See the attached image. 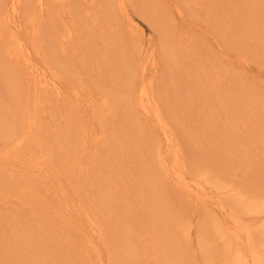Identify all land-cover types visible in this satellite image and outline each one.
<instances>
[{
  "label": "rangeland",
  "instance_id": "1",
  "mask_svg": "<svg viewBox=\"0 0 264 264\" xmlns=\"http://www.w3.org/2000/svg\"><path fill=\"white\" fill-rule=\"evenodd\" d=\"M192 1V6L191 1L188 6L186 5L188 0H125V12L117 10V14L110 15L108 19L105 15L100 16L103 13L101 8L99 14H95L97 20L99 15L102 23L100 25L99 22L95 23L101 29H97L99 34L97 32L94 34L100 36V32L104 31L103 36L106 35L109 38L108 42H111L106 44V48L110 51H113V46L121 47L116 41L117 38L120 44L124 41V49L130 55L136 53L134 39L140 43L136 47H141L142 44V47L145 45L144 48L150 40L159 41L160 30L155 27V22L159 23L165 13L172 23L170 34L174 32V28L176 29L178 35L175 36L176 41L184 40V47L190 50L195 47L194 51H179L180 64L184 63V65H180L179 69H177L178 65H173L175 72L165 77L164 86L159 84L165 94L161 93L163 90L160 91L158 102L164 111V117L178 133L176 135L179 152L183 160L181 164L175 165L172 170L174 166L172 159L170 158L168 166L162 155L158 154V145L164 144V134L160 129L155 128L158 125L146 121L143 116L145 113L139 107L135 106L132 109V107L112 106L113 100L110 99L113 93L112 87L120 78L119 72L124 70L123 67L126 65L124 60L109 58L111 59L109 63L97 62L101 60L99 55L105 54L106 48L103 43L102 46L100 45L102 48L100 54H97L99 57L94 62L93 52L88 54L86 49H78L80 54L87 52L88 56L83 60L75 58L77 62L74 66L75 72L80 74L71 77L70 74H73L71 72L70 78L67 77L65 83L61 84V95L65 94L60 95L63 102L60 109H56L60 112L56 110L54 112L55 108L51 104L47 108L45 106L46 114H49L39 123L42 129L46 128L41 124L45 121L51 122L52 125L57 123L60 128L62 127L64 138L69 131L71 134L69 138H73L72 135L75 136L76 132L74 129L69 130L70 125H73L72 117L84 115L91 118L92 125L88 124L89 137L84 139L86 142L84 152H88V157L80 160L81 162L83 160L82 167L77 163L79 159L75 160L79 153L76 156L69 154L72 150L69 151L68 143H61V155L58 154L59 160L56 155L54 162L63 174H60L62 178L59 176V180L55 177V181L62 182L60 183L62 186L49 178L56 185H50L48 190L59 189L60 186L65 188L73 204L69 201H50L47 208L49 211H37L46 203L41 201L42 197L38 198V193L47 194L48 191L45 186L43 189L42 183L39 184L45 179L43 172L35 166L29 173L33 175L32 180L37 177L34 184L24 178L26 176L22 177V174L19 176L24 178L25 180L21 179L28 182V187L31 188L24 190L30 194L27 193L26 198H21L25 193L20 191L18 194L19 190L12 182L19 181V178L13 179V176L19 175L20 168L23 169L19 164L20 158L22 160L25 157L23 159L25 162L29 158L25 152L28 156L34 155L35 159L36 155L40 156V151L35 148L32 152L27 150L22 152V149L23 157L18 153L21 150L19 148L14 151L10 149L8 156L7 150L0 153V156L5 154L8 158H5L7 160L5 163L0 159V264H89V259L84 261V255L87 254L85 248L90 247L84 243L79 246L80 242L71 241L75 236L72 235L76 233L75 230L70 231L62 228L63 225L60 226L62 216L69 218L74 214L73 212L80 213L77 215L78 218L84 219L85 222L90 218L86 215L89 213L92 219L100 223L98 230L101 236L92 235L98 232L93 233L88 228L87 232H84L88 237L95 239V245L92 246L101 251L100 254L103 256L100 255V258L104 259L105 264H109L110 260L111 264H209L210 262L235 264V260L246 253L244 246L250 252L254 251L258 254L264 264V0ZM97 4L105 6L101 0H98ZM177 6L184 8L185 13L184 11L182 13ZM182 14L185 20L181 19ZM92 24L90 20V26ZM108 27L116 29L115 33H117L109 31ZM114 40L116 42L113 43ZM161 46L162 42L159 43V48ZM159 53L164 55L158 59L159 65L164 67L166 53L163 49H160ZM182 55L186 56V59H183ZM77 57L79 58L80 55ZM136 59L131 57V60L140 66L143 60L140 57ZM188 59L190 65L185 62ZM203 59L213 62L210 63L213 65L211 67L218 65L221 71L224 69V72H221L222 79L217 81V84L220 83L218 91L224 97L222 99L226 102H236L238 99L240 103L242 102L240 111L247 110L248 113L234 114L233 117L231 114L223 116V113L227 112L226 106L223 109L213 110L211 103L219 102L220 99L215 100L206 93L203 97L206 96L208 104L206 107L202 106L206 104L205 101L199 104L202 101L200 92L211 91L208 82L204 81L203 85L197 73L206 66L203 64L205 62ZM149 69L151 70L152 66H149ZM163 69L161 68V73H164ZM188 69L190 73L196 74L194 81L199 80L193 89L190 86L191 82H188L193 81L192 76L195 75L189 77ZM3 84H6V81L0 76V87ZM11 85L17 83L13 84L12 81ZM76 89L78 90L76 92L80 93L79 98L74 95ZM165 90H168V93ZM105 94L109 97L108 106L100 107L102 100H106L103 97ZM4 96L3 102H0V146L2 147L10 144L4 136L9 125H13L12 117L11 124L7 122L9 115L11 114L15 119L18 114L17 109L22 108L15 104L14 93ZM212 96L215 98V95ZM86 98L88 101H85ZM91 98H95V107L89 106ZM245 104H249L250 107ZM8 106L10 114L7 113ZM95 109L98 111V116L94 115ZM52 111L54 116H57L56 112L60 114L59 119L54 117L57 122L49 116ZM49 134L45 132L42 140L47 138L46 140L49 141ZM102 134L104 140L95 141H101ZM4 142L7 144L4 145ZM0 150L3 151L1 148ZM14 157L15 159L19 157V160L16 161ZM98 157L101 160L96 166L95 160ZM51 159L47 160L46 164ZM67 164L76 170L70 171L67 169L70 168ZM56 166L53 165V168L57 169ZM94 171L103 174L98 183L105 187L103 188L107 192L105 196L101 190H97V187L91 186L92 183H96L93 182L95 176L99 177ZM177 171L193 185L200 182V187L206 188L208 192L206 200L188 194V191L180 186L179 182H182V179H179ZM53 193L52 198L58 197L57 192ZM33 212H37L34 218ZM229 212L237 215L242 222L238 226V232L242 231L238 233L240 237L234 236V230L230 229L237 227H234V220ZM245 225L252 237H248ZM231 232L234 238H231ZM83 237L84 235L82 239ZM249 239L251 243H248ZM20 244L25 246V249H20ZM83 248L85 252L82 251L81 254ZM154 253L155 255L157 253V256ZM90 255L93 256L91 253ZM91 256L89 258L93 259ZM95 258L99 259L98 255L95 254Z\"/></svg>",
  "mask_w": 264,
  "mask_h": 264
},
{
  "label": "bare ground",
  "instance_id": "2",
  "mask_svg": "<svg viewBox=\"0 0 264 264\" xmlns=\"http://www.w3.org/2000/svg\"><path fill=\"white\" fill-rule=\"evenodd\" d=\"M97 1L96 0H0V72H2V75H0V76H3L4 80L6 81V84H3V86L0 87V102L1 101L3 102L4 97H5L4 94L14 93L15 94L14 99L16 100L15 104L22 107L21 109H17L18 114H17L16 118L14 119L13 116L10 114L11 111H10L9 106H8L9 112H7V113H9L10 115L8 117L9 121H7V122H8V124H11L10 121H11V117H12L13 125H11V126L9 125L8 131L6 133H4V136L8 139L10 146L7 144V142H4V145L7 144V146L6 147L0 146V148L3 150V151L0 150V153H4V151L6 152V150H7L8 153H6V155L8 156V155H10L9 153L12 150L14 151V150L19 148V150L20 149L21 150L20 151L17 150V151H18V153L22 154L21 157H23L24 153H21L22 149H23L22 152H24V150L32 152V149H35V148H37L40 151L39 152L40 156L37 157V155H36L35 159L33 158L34 155L32 156V154L31 155L29 154V156H28L27 152H25V154L27 155V158L29 157L26 160V162L23 160L25 157H23L22 160L20 158L21 161L19 160V157H18V159L16 158L17 160H19V162H20L19 164L21 166H23V169L20 168L21 169L20 172L17 171L20 173L19 175L15 174V177H14L13 176L14 174L12 173L13 179L19 178L18 179L19 181L12 182V183H14V186H16L17 189L19 190L18 194H20L19 193L20 191L24 192V190H26V189H31V188H29L30 186L28 187V182H24V180H25L24 178H27L30 183L34 184V181L36 180L37 177H35V179L32 180L33 175L29 174V173L34 169L35 166L38 167L39 170H41L43 172L42 174H43L45 179L44 180L42 179L41 181L39 180L40 181L39 184L41 185V183H42L43 189L46 187V189L48 190V187H50V185H56L55 183H59L58 178H59V176L62 178L61 175H63V174H62V171H60L61 169L59 168V166L58 167L56 166V164L54 162V157L58 154L61 155V152H60V149L62 147L61 143H68L69 149H70L69 151L72 150L71 152H69V154L76 156V154L79 153L75 157V160L79 159L77 163L80 164V167H82L81 164H83V160H82V162L80 160L84 157L85 158L88 157L87 156L88 152L87 151L84 152L85 144H86L84 139L89 137L88 124L92 125L91 118L84 116V115H82L81 117H79V116H76L75 118L72 117L73 125H70L71 126L70 128L68 126L67 127L69 128V130H72V129L75 130L77 137H76V135L75 136L72 135L73 138H69V137H71V134H69L70 131L68 133H66L67 136H65L66 138H64L62 135V132H61L62 127L60 128L59 125H57V123H56V125H52L51 122L45 121L44 123H41L44 127H46V128H44L45 130L42 129L41 127H39V125H40L39 123L42 120H44L43 117L44 116L47 117L49 114V113L46 114L47 112L45 110V106L47 108V106L51 104L53 106V108H55L54 112L56 109H60L61 102H63L62 101L63 99L60 98V95H61L60 86H62L61 85L62 83H65V79L67 77H69V74L71 72L73 73V74H70L71 77H72V75H79L80 74V73L77 74L78 72L77 73L75 72L76 68L74 66L77 65L75 58L78 60H83V59H85L84 57L88 56V55H86L87 52H88V54H91L93 52V55H92L93 56V58H92L93 62L99 56H101V58H100L101 60H99L97 62L102 61L104 63V61H105V62L109 63V62H111L110 61L111 59H113V60H119L120 59L121 61L124 60V62L126 63V65L123 67L124 70L119 72L120 78H119V80H116V83L112 87L113 93L110 95V99L113 100L112 106L115 107L116 105H118L122 108L123 107L131 108L132 107V109L135 108V106L139 107V109L145 113V115H143V116L145 117L146 121L153 122L154 125L155 124L158 125L155 128L160 129L162 131V134H164V136H163L165 139V140H163L164 144H162L161 146L158 145V154L162 155L161 157L165 160V162L168 164V166H169L170 158L172 159V166L173 165L174 166L173 167L171 166L172 168L169 167L172 170L175 167V165L177 166V165L181 164V160H182L180 157L181 152H179L180 147H179V142L177 139L178 133H176L175 129L172 127V125H170V122H168L166 120V118L164 117V115H163L164 111H162V107H160L159 102H158V100H159L158 97L160 96V94H159L160 91L163 90L161 93L165 94L164 89H162V87L159 84H161L163 86L165 85V83H166L164 81L165 77L167 75L175 72L173 70H175L174 68L176 65H178L177 69H179L180 65H184V63L180 64V57L181 56L179 57V55H178V53H180L179 51H181V52H182V50L189 51L190 49H187L186 47H184V44H185L184 40L177 39V41H176L175 36H178V35L176 34L175 28H174L175 34H174V32L172 34H170V31H172V23L168 19L167 14L164 12L165 16H163L162 19L160 18L159 23L155 22V27H157L160 30V32H159L160 37L158 38V39H160L159 41L150 40V43H148V45L144 48L145 45L142 47V44H141V47H136L137 45H140V43L134 39L133 45H134V52L136 51V53L133 55H130L126 52L127 50L124 49V46H125L124 41L120 44L119 43L120 41L117 38L118 40L116 39V41L118 42V44L121 47L116 48L117 46H113V51H110L108 48H106L107 47L106 44L109 43L110 41L108 42L109 38L106 37V35L103 36L104 31L100 32L101 33L100 36L94 34V32L99 31L97 29L100 28V27H97L95 25V23L97 24V22H99L98 23L99 25L102 23V20L99 18V15L97 16L98 17V20H97V18L95 17V14L96 13L99 14V10L101 8L103 13L100 16L103 17L105 15L106 19H108V18H110L109 17L110 15L113 16L114 14H117L116 13L117 10L120 12H122V11L125 12L124 11V9L126 7V5L124 3L125 0H116V1H114V0H101L103 2V5L106 6V9H104L105 6H100V4H97ZM190 1H191V6H192V4H193L192 0H188L186 5L189 6ZM131 3H132V1H131ZM199 6H200V4L196 8L197 10H199ZM177 7L179 8V10L182 13H183V11L185 13L184 8H182L180 6H177ZM95 10H96V12H95ZM92 18H94V19H92ZM89 19L93 22L92 26H90V20ZM181 19L185 20L183 14H182ZM108 30L113 32L114 34L117 33V32L115 33L116 29H114V28L108 27ZM116 41L114 40L113 43ZM161 42H162V46L159 48V43H161ZM101 43H103V45L106 48V50H104L105 54H103L104 52H102L103 55L97 56L98 53L100 54L99 51H101V49H102ZM176 45H178V46H176ZM81 48H84V50L86 49L87 52L80 54V52H78V49H81ZM194 48L195 47H193V49ZM160 49H163L166 53V58H165V62H164L165 66L164 67L163 66L161 67V65H159L160 63L158 61L160 56H161V58L164 56L163 54L160 55V53H159ZM193 49L190 51H194ZM222 53H223V51H222ZM76 54L80 55V57L78 58ZM145 54H146V57H145ZM131 57H135V60H137L136 57H140L143 60L142 63L140 64V66H138L136 63H134L131 60ZM182 57H183V59H186V56L182 55ZM109 58H111V59H109ZM193 60L195 61V59H193ZM204 60H205V62L203 64H206V66H205L206 68L205 67L203 68L202 65L200 64L202 67V70L197 72V73H199V75L201 77V79H199V80L202 82L203 85L205 84L206 81L208 82V84L210 85L209 88L211 89V91H210V93H207L204 91L200 92L202 101H200L199 104H201L203 101H205V103L207 102L205 99L206 96L203 97V94L206 93V94H209L215 100L220 99L219 102L215 101L214 103H211L213 110H215L216 108L217 109H220V108L223 109V107L226 106L227 112L223 113V116L224 115L229 116L231 114L233 117L234 114L238 115V114L246 113L247 110L246 111H240V109H241L240 104H242V102L240 103L238 99L235 98L236 102L235 101L226 102L224 99H222L224 97H222L223 95L221 96L220 92L218 91L219 87H220V83L218 82V84H219V86H218L217 81L222 79L223 73L221 74V72L224 69L221 71V69L218 67V65L215 67H211L213 65H210V63H213V62H210L206 59H203V61ZM185 62L187 64H189L190 59L185 60ZM87 63H89V62H87ZM97 64H100V63H97ZM173 65H175V66H173ZM200 65H196V66L199 67ZM149 66H152L151 70L149 69ZM208 66L211 68H207ZM161 68H164L163 69L164 73H161ZM188 72H189V74H187V75L189 77H191V75H193V74L195 75V76H192L193 81H189V80H188L189 82L187 81L188 83L191 82L190 86L193 89L195 84L199 83V80L194 81L196 79V74L190 73L189 69H188ZM12 81H13V84L17 83V85H11ZM172 81H173V78H172ZM166 88H167V86H166ZM116 90H118V92L121 94L116 92ZM63 91L65 92V90H63ZM76 91H78V90L76 89L74 91V93H75L74 95L76 98H79L80 93L76 92ZM165 91H167V93H168V90H165ZM197 93H199V92H197ZM63 95H61V96H63ZM212 95H215V98ZM117 96H118V98H116ZM103 97H105L106 100L105 99L102 100V102L99 105L100 107L101 106H108L109 97L106 96V94L103 95ZM64 98H65V96H64ZM85 101H88V99L86 98ZM58 103H60V104H58ZM207 104L208 103H206L205 105H202V106L206 107ZM215 104H216V106H215ZM245 105H249V104H245ZM89 106H92V107L96 106L95 98H91L89 100ZM249 107H250V105H249ZM235 108L237 111H235ZM230 109H231V113H230ZM252 109H253V107H252ZM56 111H59V110H56ZM232 111H235V112L232 113ZM52 112H50V115H49L51 118H53V119H54V117H57L56 119L60 118V116H59L60 114H58L60 111L58 113L57 112L55 113V114H57V116L56 115L54 116V112L53 113ZM44 113H45V115H44ZM94 115L98 116L97 109H95ZM242 117L245 118L244 116H242ZM226 118H227V116H226ZM56 119H54L53 121L57 122ZM62 123H63V121H62ZM45 132L50 133L49 138H48L49 141L46 140L47 138L46 139L44 138L46 140V143L44 142L45 140L44 141L42 140V138H43L42 135H45ZM73 132H71V133H73ZM30 138H34V139L31 140ZM103 140H104V136L102 134V140L101 141L95 140V141L102 142ZM59 142H60V144H56ZM71 145H72V147H71ZM10 149H11V151H9ZM15 152L13 154L16 157ZM6 155L5 154L1 155V156H4L3 158H0V159H2L1 162L2 161H4V163H5V161L7 162V160L5 159V158H7ZM60 155H58V160H59ZM98 156H100V155H98ZM15 157H14V159H15ZM64 157H65V155H64ZM64 157H62V158H64ZM32 158H33V160H32ZM62 158H60V159H62ZM49 159H51V161L48 162V164H46L47 160H49ZM64 159L65 160L67 159V161L69 160L68 158H64ZM72 159H74V158H72ZM9 160H11V159H9ZM100 160L101 159H99V157L95 160L96 166L99 164ZM12 161H10V162H12ZM16 161H15V163H18ZM1 162H0V164H1ZM53 165L56 166L57 169L53 168ZM64 165L66 166V163ZM67 165L69 166V164H67ZM60 167H62V166H60ZM66 167H64V168L66 169ZM72 167L73 166H71L70 168H67V169H69L71 171ZM84 167L85 166L83 165V169H84ZM20 169L18 168V170H20ZM53 169H55V170H53ZM74 169H72V170H74ZM63 171H64V169H63ZM94 172L99 177L95 176V179L93 182H96V183H94V184L92 183L91 186L97 187V190H101V192L105 196V194L107 193L104 190L105 187L103 186V184L98 183V180L99 179L101 180V178H102L101 176H103V174L102 173L99 174L98 171H94ZM173 172L175 173L176 171H173ZM67 173H68V171H67ZM21 174H22V177H24V176H26V177H24V178L19 177ZM177 174L179 176V179H182V182H179L180 186L181 187L183 186V189H186V192L188 191V194L193 195L194 197L199 198V199H201L203 197L204 200H206V197L208 196V192L205 190L206 188L203 189L200 187L201 186L200 182H197L196 184L193 185V184L187 182L185 180L186 177H184L182 174H180L179 171H177ZM50 177H51L52 182L55 181V177H56V179H58V180H56L57 182L55 181V183L53 184L49 180ZM64 177H66V176L64 175ZM70 177L72 178V176H70ZM21 178L24 180H22ZM53 179H54V181H53ZM92 179H93V177H92ZM60 183H62V182H60ZM60 183L58 185H61ZM60 187H58L59 189L55 188L52 190L49 189L48 191L45 190V192L47 191V194H43V192H42L43 195L42 194L40 195V193H38L39 194V195H37V196H39L38 198L40 199V197H42L41 201H46V203L43 204L41 207H39L40 209L36 207L37 209H39L37 211H41V210L49 211L47 208H48V204L50 203V201H69L70 204H73V201L70 199L69 195L66 193V189L60 188ZM53 191H54V193L57 192L58 197L52 198L51 194L53 193ZM32 192L35 193V191H32ZM37 192H38V190H37ZM50 192H52V193H50ZM24 193H22V195L24 194V196H22V195H19V196H22L21 198H26L25 195L28 192L25 191ZM141 193H142V191H141ZM144 196H146V195H144ZM29 197H32V195ZM29 197H28V199H29ZM105 200H106V198H105ZM37 205H39V204H37ZM33 213L34 214L32 217L34 218L35 215L37 214V212H33ZM73 213L74 214H72V216H69V218H66L63 215L62 216V223L60 224V226L63 225L62 228L69 229L70 231H73L72 229L75 230L76 233L72 234L75 236L72 237L71 241H73V242L76 241L78 243L80 242L79 246H82V244L84 243L91 248V249L85 248L87 251V254L85 253V255H84V253H83V255L85 256V257L83 256L84 261L86 259H89L90 260L89 264H105L103 262L104 259L102 260L100 258V255H102V254H100L101 251L99 252L98 248H94L92 246V245H95L94 244L95 239H93L92 237H88L87 234L85 233V232H87L86 229L88 228L93 233H95L96 231L98 232V233L92 234V235H96V237L101 236V235H99V233H101V232H99V230H98L100 223H98V221H95V219H92V217H91L92 215H90L89 213L86 214L87 217L90 216L89 220L86 222L84 221V219L78 218L77 215L80 213H78V214H77V212H73ZM229 214H230L231 218L234 220V227H237V229L233 228V227L230 229L234 230V231L232 230L233 232H235L234 236L235 235L239 236L238 233L240 234L242 231L238 232V230H239L238 226L241 225L242 222L239 220V217L237 215L233 214V212H229ZM32 220H34V219H32ZM84 223H86L85 226H84ZM122 225H123V223H122ZM231 226H232V224H231ZM227 228H228V226H227ZM245 228L248 232L247 233L248 237H250V236L252 237V234L249 233V230L246 227V225H245ZM227 231H229V229H227ZM233 232H231V238L233 237V234H232ZM122 233H124V232H122ZM82 234L84 235L83 239H82V236H83ZM127 234H129V233H127ZM97 235H99V236H97ZM237 236H236V238H237ZM126 237H127V235H126ZM248 243H251V239H249ZM19 248L25 249V246H22L20 244ZM85 249L84 248L81 249V254H82V251L85 252ZM244 249H246V253H243V255H241L242 256L241 258H239L240 257L239 256L238 257L239 259L238 258L236 259L237 262L235 260V264H262V261L259 258L258 254L254 253V251L250 252L246 246H244ZM107 252L109 254H111L109 251H107ZM90 253L93 254V256H91ZM95 254L98 255L99 259L95 258ZM166 254L167 253H165V255ZM154 255H155V253H154ZM173 255H175V254H173ZM90 256L93 259H90L89 258ZM155 256H157V253ZM163 257H166V256H163ZM156 259H158V258H156ZM163 259H166V258H163ZM171 261H172V259H171ZM109 264H111V260H110ZM209 264H211V262Z\"/></svg>",
  "mask_w": 264,
  "mask_h": 264
}]
</instances>
